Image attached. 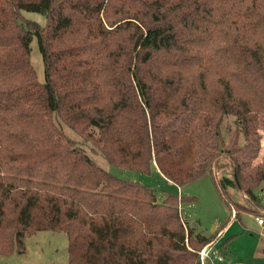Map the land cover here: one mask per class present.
I'll list each match as a JSON object with an SVG mask.
<instances>
[{"label": "trees", "instance_id": "trees-1", "mask_svg": "<svg viewBox=\"0 0 264 264\" xmlns=\"http://www.w3.org/2000/svg\"><path fill=\"white\" fill-rule=\"evenodd\" d=\"M69 133L117 168L210 179L233 220L262 215L228 192L262 205L264 0H0V255L50 231L66 235V264H201L213 235L179 211L194 198L157 201Z\"/></svg>", "mask_w": 264, "mask_h": 264}, {"label": "rangeland", "instance_id": "rangeland-1", "mask_svg": "<svg viewBox=\"0 0 264 264\" xmlns=\"http://www.w3.org/2000/svg\"><path fill=\"white\" fill-rule=\"evenodd\" d=\"M25 19L43 26L44 16L36 13L23 12ZM30 62L36 72L39 82H43V64L41 55L33 39L30 43ZM224 133L234 129V118L226 117L222 122ZM96 164L112 175L141 185L151 187L156 191L157 201H161L163 193L178 195L179 197L194 198L179 204L182 219L188 227L204 236L213 235L211 244L223 261L215 264H264V228L258 226L254 215L241 213L240 221L233 220L235 211H230L220 200L216 188L208 178L199 180L185 188H179L165 180L151 166L148 174L134 170L117 168L109 165L103 157L96 153L90 144H83L82 139L69 133ZM229 172H226L228 174ZM221 174L218 175V177ZM228 194L233 201L247 209L259 210L264 217V191L258 189L256 194L261 199L260 209L250 205L237 193ZM232 213V217H231ZM226 223V224H225ZM227 238L231 240L227 243ZM67 238L64 233L50 231L36 232L24 239V252L13 251L9 255H0V264H66ZM214 264V263H213Z\"/></svg>", "mask_w": 264, "mask_h": 264}, {"label": "built area", "instance_id": "built-area-1", "mask_svg": "<svg viewBox=\"0 0 264 264\" xmlns=\"http://www.w3.org/2000/svg\"><path fill=\"white\" fill-rule=\"evenodd\" d=\"M255 221L257 225L264 228V217H255ZM199 259L201 264H205L208 262L209 264H213L215 261H223L222 257L218 255V253L214 250L212 244H208L204 246L199 252Z\"/></svg>", "mask_w": 264, "mask_h": 264}, {"label": "crops", "instance_id": "crops-1", "mask_svg": "<svg viewBox=\"0 0 264 264\" xmlns=\"http://www.w3.org/2000/svg\"><path fill=\"white\" fill-rule=\"evenodd\" d=\"M254 220H255V217H254ZM259 226V225H258ZM214 247V246H213ZM216 262V261H215ZM215 262H214V264H215ZM218 262H221V261H218Z\"/></svg>", "mask_w": 264, "mask_h": 264}]
</instances>
